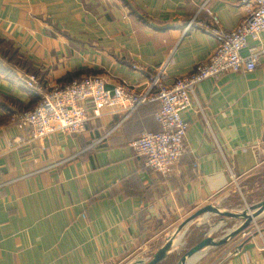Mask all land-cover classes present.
Masks as SVG:
<instances>
[{
  "label": "crops",
  "instance_id": "0c3cea01",
  "mask_svg": "<svg viewBox=\"0 0 264 264\" xmlns=\"http://www.w3.org/2000/svg\"><path fill=\"white\" fill-rule=\"evenodd\" d=\"M204 1L0 0V39L22 63L11 59L9 72L0 69V264L149 259L197 209L220 206L236 190L264 189V155L254 148L264 143V54L252 71L194 86L181 112L188 126L183 152L167 174L153 171L130 145L159 129L157 102L129 116L108 106L95 115L86 103L81 134L56 130L34 139L18 119L49 89L85 75L102 76L107 87L143 89L159 69L165 84L189 73L215 46L205 30L210 17L199 11ZM209 7L225 29L245 16L239 0H209ZM263 41V32L248 37L241 53ZM31 74L36 88L24 83ZM206 217L188 224L183 237ZM249 228L250 235L209 247L190 264H264V220ZM180 235L158 264L177 256Z\"/></svg>",
  "mask_w": 264,
  "mask_h": 264
},
{
  "label": "built area",
  "instance_id": "2783aa9c",
  "mask_svg": "<svg viewBox=\"0 0 264 264\" xmlns=\"http://www.w3.org/2000/svg\"><path fill=\"white\" fill-rule=\"evenodd\" d=\"M239 4L243 6L245 16L233 29L223 28L209 7V0L201 4L199 11L204 10L210 17L205 30L213 36L215 46L205 61L197 63L189 73L171 84L163 82L161 69L149 75L143 89L129 87L125 82L107 87L102 76L85 75L49 89L33 108L21 112L18 119L30 127L34 139L56 130L81 134L88 121L84 109L86 103L93 106L95 115L108 106L122 108L129 116L140 106L157 102L154 118L159 129L141 132L130 145L153 171L167 174L183 152L188 126L181 112L190 107L194 86L207 78L218 79L227 72L252 71L260 55L264 54V41L248 54L241 53L247 46L248 37L259 39L260 33H264V0H239ZM24 83L30 88L38 86L32 74L26 76ZM254 148L264 155V143H256ZM242 234L250 235L251 232L243 231Z\"/></svg>",
  "mask_w": 264,
  "mask_h": 264
},
{
  "label": "water",
  "instance_id": "95a60500",
  "mask_svg": "<svg viewBox=\"0 0 264 264\" xmlns=\"http://www.w3.org/2000/svg\"><path fill=\"white\" fill-rule=\"evenodd\" d=\"M250 211V212H249ZM208 213L217 214L224 217L230 218H240L242 221L232 229H229L225 234L220 236L219 238H215L211 235H205L201 240L197 243L190 246L178 259L177 264H190V259H196L200 256L206 249L209 247H215L222 245L228 242L237 234L243 232L247 226L253 221L255 218L259 217L264 213V198L260 200L258 203L252 204L249 206V209L242 210L240 212L228 211L221 209L211 203L202 206L197 209L189 216H187L174 230V232L166 238L164 244H162L149 259L137 258L133 261H130L128 264H158L162 260H164L169 252L172 250L173 241L177 237V235L181 234L183 237L187 231V226L191 222H193L198 217H206ZM180 232V234H179ZM192 259V260H193Z\"/></svg>",
  "mask_w": 264,
  "mask_h": 264
},
{
  "label": "rangeland",
  "instance_id": "374dc122",
  "mask_svg": "<svg viewBox=\"0 0 264 264\" xmlns=\"http://www.w3.org/2000/svg\"><path fill=\"white\" fill-rule=\"evenodd\" d=\"M258 192H251L246 193L244 189H241V192L236 190L231 200L228 202L222 203L220 206L215 205L221 209L240 212L245 209H249V206L255 203H258L260 200L264 198V189ZM214 205V204H213ZM250 212V211H249ZM198 218H202L201 216ZM257 220V221H256ZM264 220V213L259 217L255 218L250 224L247 226L246 229L251 226L254 222H262ZM242 219L240 218H230V217H222L217 214L208 213L206 217V221L202 225L199 226H191L190 228H194L190 235L183 237V244L177 246V256L173 255L170 259L163 261V264H177L178 259L180 256L193 244L200 235H211L215 238H219L223 234H225L229 229L234 228L237 226ZM248 230H251L250 228ZM185 238V239H184ZM186 240V241H184ZM185 242V244H184ZM171 254V253H170ZM169 254V255H170Z\"/></svg>",
  "mask_w": 264,
  "mask_h": 264
},
{
  "label": "trees",
  "instance_id": "16d2710c",
  "mask_svg": "<svg viewBox=\"0 0 264 264\" xmlns=\"http://www.w3.org/2000/svg\"><path fill=\"white\" fill-rule=\"evenodd\" d=\"M17 56L18 54H17L16 49L13 48L10 44H5L0 39V69L5 70L6 72H9L11 69L8 68V62L11 59H14L16 63L22 64L20 60H17ZM202 235H200L198 239H200Z\"/></svg>",
  "mask_w": 264,
  "mask_h": 264
},
{
  "label": "bare ground",
  "instance_id": "6f19581e",
  "mask_svg": "<svg viewBox=\"0 0 264 264\" xmlns=\"http://www.w3.org/2000/svg\"><path fill=\"white\" fill-rule=\"evenodd\" d=\"M179 238H181V235L179 236ZM179 241H180V239L177 238V242H179ZM192 259H193V258H192ZM192 259H190L189 262H193L194 259H193V260H192Z\"/></svg>",
  "mask_w": 264,
  "mask_h": 264
}]
</instances>
